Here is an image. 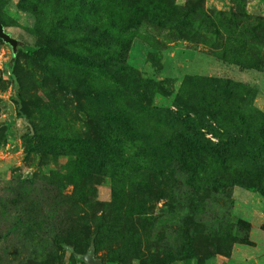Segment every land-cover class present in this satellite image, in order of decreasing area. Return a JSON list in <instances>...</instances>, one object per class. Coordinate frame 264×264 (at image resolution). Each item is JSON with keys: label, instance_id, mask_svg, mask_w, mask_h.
Returning <instances> with one entry per match:
<instances>
[{"label": "rangeland", "instance_id": "374dc122", "mask_svg": "<svg viewBox=\"0 0 264 264\" xmlns=\"http://www.w3.org/2000/svg\"><path fill=\"white\" fill-rule=\"evenodd\" d=\"M0 19L23 46L0 39V264H89V250L101 264H264V0H0ZM198 77L241 85L221 100L259 111L257 141L197 124L233 160L227 197L206 203L230 208L220 253L164 263L174 234L145 219L176 203L125 129L141 103L176 110Z\"/></svg>", "mask_w": 264, "mask_h": 264}, {"label": "trees", "instance_id": "16d2710c", "mask_svg": "<svg viewBox=\"0 0 264 264\" xmlns=\"http://www.w3.org/2000/svg\"><path fill=\"white\" fill-rule=\"evenodd\" d=\"M37 47L35 45L32 48L37 49ZM22 48L23 46L20 45L16 54ZM12 64L10 62V65ZM190 83L194 85L196 91V96L193 93L191 95V99L193 97L196 99L193 104L185 99L186 85L189 86ZM233 86L241 89V85L227 80L215 81L201 77L192 78L189 81L187 79L178 96L176 110L141 103L137 107V117L125 129L126 132L134 133L140 153L142 152L146 158L152 156V160L148 163L153 162L152 168L157 169L154 175L155 179H159V184L169 186L170 200L176 203L169 210V214L150 216L145 219L147 224H155L165 230H170L171 237L173 234L175 237L182 230L181 242L175 244L173 237L169 245L165 247L164 263L194 258L205 262L220 253L218 252L221 242L220 227L217 226L219 223L222 224L230 208L226 203V206L221 207L222 211L217 213L206 203H216V200L221 197L219 191H224V195L227 197L231 185L227 182L229 178L223 167L225 163H231L233 160L232 158L223 160L220 155H217L216 150L221 147L220 143H214L212 139L206 138L199 131L197 124L207 125L209 119L206 116L208 115L223 129L234 125L240 127L242 137H237H240L241 140L257 141L255 135L250 131V125L251 120L259 114V111L251 105L247 106V103L240 105L237 110L233 107V102L224 105L221 100L223 97L221 91ZM151 122H153V126L150 124ZM133 124L134 127H132ZM192 132L196 133V137H190ZM216 133L214 135H220L219 132ZM220 137L222 136L220 135ZM215 167L219 168L218 173L207 171L208 168ZM200 191L208 192V194L202 196L205 203L198 205L196 195ZM161 194L162 192H160ZM170 216L176 217L177 220L175 221ZM165 219H168L167 224L164 223ZM239 226H245V224L240 222ZM193 228H201L204 231V237H211L212 241H206L202 245L201 243L196 244L197 241L191 234ZM154 230L158 231L159 229ZM163 238L165 239V237ZM94 241V239L91 240L92 245H94ZM215 242H217V251L213 252L211 250L215 248Z\"/></svg>", "mask_w": 264, "mask_h": 264}, {"label": "water", "instance_id": "95a60500", "mask_svg": "<svg viewBox=\"0 0 264 264\" xmlns=\"http://www.w3.org/2000/svg\"><path fill=\"white\" fill-rule=\"evenodd\" d=\"M0 39H2L3 41H5L11 46L13 54H16L18 47L22 45L21 42L17 38L13 37L10 33H8L5 30L1 19H0ZM82 259L89 264H101L102 263L101 259L95 258L92 250H89L86 255L82 256Z\"/></svg>", "mask_w": 264, "mask_h": 264}]
</instances>
